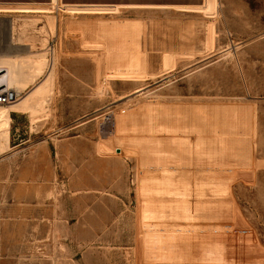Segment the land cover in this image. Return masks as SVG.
Returning a JSON list of instances; mask_svg holds the SVG:
<instances>
[{"label": "rangeland", "instance_id": "obj_1", "mask_svg": "<svg viewBox=\"0 0 264 264\" xmlns=\"http://www.w3.org/2000/svg\"><path fill=\"white\" fill-rule=\"evenodd\" d=\"M0 52L46 58L19 99L51 71L11 113L0 264H264V0H0Z\"/></svg>", "mask_w": 264, "mask_h": 264}, {"label": "bare ground", "instance_id": "obj_2", "mask_svg": "<svg viewBox=\"0 0 264 264\" xmlns=\"http://www.w3.org/2000/svg\"><path fill=\"white\" fill-rule=\"evenodd\" d=\"M15 33V23L12 20L8 31L9 42L12 46H23L21 43H15ZM17 39L19 40V38ZM46 65L47 61L45 56L34 58L31 56L29 59L17 60L14 56L0 52V69L4 68L7 70V85L19 94L25 89V85L34 83L44 73L47 67ZM50 76L51 71L49 70L46 80L26 94L25 97L18 99L16 103L10 106H0V155L5 154L9 150L12 122L11 113L19 114L29 112L34 114L43 109L45 103L48 101L47 97L49 92H51Z\"/></svg>", "mask_w": 264, "mask_h": 264}, {"label": "built area", "instance_id": "obj_3", "mask_svg": "<svg viewBox=\"0 0 264 264\" xmlns=\"http://www.w3.org/2000/svg\"><path fill=\"white\" fill-rule=\"evenodd\" d=\"M7 70L0 69V106H10L18 101L19 93L7 85Z\"/></svg>", "mask_w": 264, "mask_h": 264}, {"label": "crops", "instance_id": "obj_4", "mask_svg": "<svg viewBox=\"0 0 264 264\" xmlns=\"http://www.w3.org/2000/svg\"><path fill=\"white\" fill-rule=\"evenodd\" d=\"M25 5L27 7H30V8H46V7H49L51 6V2H47V3H37V2H32V3H25ZM23 15H27V16H31V17H42V18H50V19H55L56 21V31H57V34H58V23H59V16H58V13L55 11V12H28V13H22Z\"/></svg>", "mask_w": 264, "mask_h": 264}]
</instances>
